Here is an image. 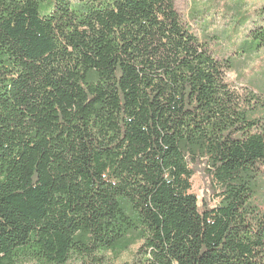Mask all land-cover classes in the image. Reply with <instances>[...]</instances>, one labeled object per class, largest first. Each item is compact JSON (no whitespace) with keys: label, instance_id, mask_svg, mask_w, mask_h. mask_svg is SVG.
<instances>
[{"label":"trees","instance_id":"1","mask_svg":"<svg viewBox=\"0 0 264 264\" xmlns=\"http://www.w3.org/2000/svg\"><path fill=\"white\" fill-rule=\"evenodd\" d=\"M43 1L0 0V264H264V89L176 0Z\"/></svg>","mask_w":264,"mask_h":264},{"label":"rangeland","instance_id":"2","mask_svg":"<svg viewBox=\"0 0 264 264\" xmlns=\"http://www.w3.org/2000/svg\"><path fill=\"white\" fill-rule=\"evenodd\" d=\"M53 2L44 0L40 6V13H49ZM176 8L199 37H202V33L211 32L210 35L214 36L213 45L211 44L213 50H217L219 54L221 52L219 50H222L223 54L230 56L233 68L227 70L226 80L233 84L240 100L247 94V85L259 91L264 89V47H258L256 42L248 43L244 40L248 30L264 25V0H176ZM241 52L244 53L242 56ZM258 116L264 118V108L259 111ZM260 169L261 189L264 191V163L260 164ZM192 181L193 192L199 202L207 198L212 205L218 204L219 190L215 188L212 178L203 170L202 164L199 165ZM140 245L141 242L132 245L118 258L107 254L108 262L133 263L138 258ZM68 264L78 263L76 259H72Z\"/></svg>","mask_w":264,"mask_h":264}]
</instances>
